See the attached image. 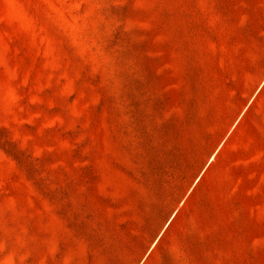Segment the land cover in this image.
Returning <instances> with one entry per match:
<instances>
[{"label":"rangeland","instance_id":"1","mask_svg":"<svg viewBox=\"0 0 264 264\" xmlns=\"http://www.w3.org/2000/svg\"><path fill=\"white\" fill-rule=\"evenodd\" d=\"M0 264H264V0H0Z\"/></svg>","mask_w":264,"mask_h":264},{"label":"crops","instance_id":"2","mask_svg":"<svg viewBox=\"0 0 264 264\" xmlns=\"http://www.w3.org/2000/svg\"><path fill=\"white\" fill-rule=\"evenodd\" d=\"M251 104H252V101L249 103L248 107L251 106ZM222 146H223V144H221V147H222ZM221 147H220V148H221Z\"/></svg>","mask_w":264,"mask_h":264}]
</instances>
